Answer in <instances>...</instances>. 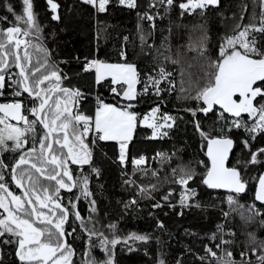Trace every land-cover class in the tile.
<instances>
[{
    "label": "snow or ice",
    "instance_id": "6c2138e0",
    "mask_svg": "<svg viewBox=\"0 0 264 264\" xmlns=\"http://www.w3.org/2000/svg\"><path fill=\"white\" fill-rule=\"evenodd\" d=\"M46 2L51 11L56 13L59 5L55 0ZM83 2L94 7L98 13H104L113 0ZM115 2L128 9L138 7L137 0ZM159 5L165 6V11L178 6L181 16L194 14L197 10L203 15L210 7H219L220 0H183L178 4L177 0H150L148 7L154 9ZM7 11L15 15L11 5H7ZM138 16L140 20L155 19L148 12L142 15L138 13ZM51 18L58 20L59 16L54 14ZM0 19L7 20V16ZM15 20L17 23L14 26L0 29V96L5 95L7 88H12L10 94L17 98L0 103V237L8 235L12 238L0 242L16 245V256L21 264H75L73 257L76 252L67 237L72 236L76 229L68 232L65 228L69 218L74 216L88 235L87 250L84 253L86 259L82 260V264H115L114 250L117 245L123 244L132 251L129 241L147 242L149 236L131 233L119 237L116 235V225L113 224L109 225L112 229L109 237L94 225L88 227L91 217L85 222L71 200L65 206L61 202L60 192L62 189L72 192L74 188L80 187L81 196L85 199L91 195L88 177H74L70 165H91L92 145L100 141H116L119 144V160L124 163L127 159L126 149L138 125L152 129V138L168 136L176 118L167 113L160 114L159 107H153L141 116L135 111L133 101H138L152 90L154 95L159 96L165 91L162 82L172 86V73L160 66L156 76L144 78L134 63L127 62L124 51L120 53L125 61L123 63H107L98 59L86 61L84 71L94 69L96 84L107 81L110 93L114 99L119 100L106 103L97 97L94 116L85 115L78 108L83 98L81 91L64 87L63 81L67 77L62 75L55 63L50 62L48 50L33 43L32 37L39 40L42 31L33 10V0H23V15H15ZM259 20L258 26L253 22L243 25L242 30H238L241 25L237 24L233 34L223 36L217 46L215 59L207 55L206 34L197 41L195 47L189 45V51H196L206 61V82L191 97L200 102L199 106L187 111L195 117L198 112L205 115L213 113L218 107V119L228 121L219 135L204 131L198 121L194 124L195 130L206 142L204 149L208 158L207 162H199L205 169L199 183L208 189L225 190L227 204L232 212H238L245 223L253 221L257 216H264L261 211L264 208V173L255 177L257 186L254 200L260 202L261 208H257L254 203L238 204L240 194L248 189L249 181L244 177L248 166L264 163L261 159L264 157V147L253 151L251 144L258 136L264 138V43L257 38H264V11ZM124 39L127 40V37ZM140 39L142 43L145 42L143 35ZM36 53L43 55L34 60ZM165 59L170 57L166 56ZM171 62L177 64L181 61L178 57ZM13 68L18 70L14 73L15 79L10 75ZM137 85H141L142 90H138ZM120 101L126 103L121 104ZM243 114H247V120ZM234 129H243L248 134V139L243 140L242 144L248 149L249 158L237 159L235 166H229L236 141L228 133ZM5 152L18 153L10 166L2 158ZM161 155L157 153V156ZM132 163L136 166L135 171L147 174L148 170L141 167L146 163L145 157L135 158ZM9 169L11 181L22 191V195L10 190L4 175ZM92 171L98 172L95 168ZM152 175L156 176L157 173L153 172ZM172 175L173 182L182 186L180 205L199 207V204L189 203L197 195L196 189L189 186V182L196 179V171L182 166L173 168ZM156 187L151 186L153 191ZM139 191L145 194L148 188L141 187ZM168 195L163 198L167 200ZM79 199V196L76 197L77 201ZM91 203L94 205L95 201ZM130 204L134 205L136 201L132 200ZM91 211L95 212V207ZM223 215L228 218L231 212H224ZM260 224L264 226V219L260 220ZM217 231L221 235L217 237L214 233L211 239L218 240L214 247L222 255L218 256L213 247L206 246V255L200 257L201 261L211 257V264H252L248 258L250 250L252 255L257 256V264H264V240H259L255 233L247 234L248 244L239 253L240 260L237 261L233 251L227 247L235 244L236 233H224L223 225H218ZM224 235L232 239H224ZM94 236L98 238V244L92 240ZM97 247L104 254L103 259L92 255L93 249ZM159 264L165 262L160 260Z\"/></svg>",
    "mask_w": 264,
    "mask_h": 264
},
{
    "label": "trees",
    "instance_id": "16d2710c",
    "mask_svg": "<svg viewBox=\"0 0 264 264\" xmlns=\"http://www.w3.org/2000/svg\"><path fill=\"white\" fill-rule=\"evenodd\" d=\"M55 2L59 8L53 13L46 0H33V10L42 31L39 40L35 36L32 39L33 43L48 50L50 62L55 63L62 75L67 77L63 86L79 89L83 94L78 106L80 112L94 116L97 97L106 103H116L119 100L114 99L110 93L107 81L96 84L95 72L84 71L86 61L98 59L107 63H123L125 61L120 53L124 51L127 62L134 63L144 78L156 76L160 66L172 73V86L168 82H162L161 86L165 91L159 96L154 95L152 90L138 101H133L135 111L143 116L153 107H159L160 114L167 113L176 118L168 136L163 138H152V129L138 125L128 144L124 163L119 160L117 143L100 141L92 145L91 165L72 169L74 177H88L91 195L85 199L81 196L80 187H77L68 197L63 193L60 196L61 202L68 206L71 200L85 222L91 217L88 227L94 225L109 237L112 235L109 225L113 224L116 225V235L119 237H126L131 233L149 236L147 242L129 241L132 251L123 244L117 245L114 250L115 264H159L160 260L165 264H211V257L205 261H201L200 257L206 255V246L213 247L218 256L222 255L214 247L218 240L211 239L214 233L217 237L221 235L217 231L218 225L224 226V233H236L235 244L227 247L233 251L234 259L239 261V253L248 244V233H255L259 240H264V226L260 224L264 216H257L248 223L243 222L238 212H232L227 204V193L208 189L199 183L200 176L205 171L199 162H207L208 158L204 149L206 142L195 130L194 124L198 121L204 131L219 135L228 121L218 119V107L213 113L205 115L198 112L195 117L187 111L199 106L200 102L191 97L206 82V61L196 51H189V45L195 47L197 41L206 34L207 55L215 59L221 38L226 34H233L237 24L241 25L238 30L253 22L259 25L260 14L264 11L262 0H220L219 7H210L203 15L197 10L194 14L184 16L180 15L178 6L168 11H165L163 5L150 9V0H137L136 9L119 6L113 0L104 13H98L83 0ZM179 2L183 0H177V4ZM7 5L12 6L15 15H23V0H0V18L7 16V20L0 19V29L17 23L15 15L7 11ZM144 12L155 19L140 20L138 13L142 15ZM54 14L59 16L58 20L51 18ZM253 17L256 19L253 20ZM141 35L145 37L143 43ZM257 38L264 43V38ZM42 55L43 53H36L33 59H39ZM166 56L170 59L166 60ZM178 57L181 62L173 64L171 60ZM17 71L15 68L11 70L13 79ZM137 89L142 90V86L137 85ZM11 91L12 88L6 89L5 95L0 96V103L17 99L10 94ZM243 118L247 120V114ZM231 119L229 116V120ZM228 134L236 141L229 163V166H235L237 159L249 158L248 149L242 144L243 140L248 139V134L243 129H234ZM251 144L253 151L264 147V138L258 136ZM157 153L163 155L157 156ZM17 156L18 153L5 152L2 158L10 166ZM141 156L146 158V163L141 167L148 170L147 174L135 171L136 166L132 163L133 159ZM261 159L264 160V157ZM182 166L190 167L197 173L196 179L189 182V186L196 189L197 195L189 203L199 204V207L180 205L182 186L173 182L172 169ZM93 168L98 172H93ZM153 172L157 175L153 176ZM261 173H264V163L248 166L244 173L245 179L249 181L248 189L239 196L238 204L254 203L257 208H261L260 202L254 200L257 186L255 177ZM4 175L10 190L22 195L11 181L10 169ZM152 185L157 186L156 190H152ZM141 187L148 188V192L140 193ZM170 192L171 195H168ZM166 195L167 200L163 198ZM78 196L80 199L77 201ZM132 200L136 204H130ZM91 201H95V204ZM126 204L129 207H125ZM156 204L161 206L155 207ZM92 207H95V212L91 211ZM261 211L264 212V208ZM224 212H231V215L225 218ZM160 224L163 227H159ZM73 228L76 231L69 238V244L76 252L75 264H82V260L86 259L84 253L87 250L88 235L81 228L80 221L74 217L70 230ZM7 239L12 238L8 235L0 237V241ZM224 239L232 237L224 235ZM92 240L99 243L95 236ZM92 255L98 259H103L104 256L98 247L93 249ZM248 258L252 264H257V256L252 255L250 250ZM0 264H21L16 256L14 243L0 242Z\"/></svg>",
    "mask_w": 264,
    "mask_h": 264
},
{
    "label": "flooded vegetation",
    "instance_id": "af4514ba",
    "mask_svg": "<svg viewBox=\"0 0 264 264\" xmlns=\"http://www.w3.org/2000/svg\"><path fill=\"white\" fill-rule=\"evenodd\" d=\"M70 167H72L71 169H73V167H77V168H79L78 167V165H70ZM18 189V188H17ZM76 188H74L73 190H72V192L75 190ZM19 190V189H18ZM20 191V190H19ZM21 193H22V191H20ZM72 192H68V191H66V190H61V192H60V196H62V194L64 193L65 195H67V197H68V195H70ZM74 217V216H73ZM73 217H70L69 218V221L65 224V228H66V230L68 231V232H71V230H70V227H71V223H72V218ZM71 236H69V237H67V239H68V243H69V238H70ZM75 257V256H74ZM74 257H73V259H74Z\"/></svg>",
    "mask_w": 264,
    "mask_h": 264
},
{
    "label": "water",
    "instance_id": "95a60500",
    "mask_svg": "<svg viewBox=\"0 0 264 264\" xmlns=\"http://www.w3.org/2000/svg\"><path fill=\"white\" fill-rule=\"evenodd\" d=\"M13 123H15V122L13 121ZM234 149H235V147H234ZM234 149H233L232 154H231V156H230V161H231V158H232V156H233ZM229 163H230V162H229ZM19 190H20V189H19ZM211 190H214V189H211ZM20 191H21V190H20ZM214 191H218V192L226 193V191L223 190V189H216V190H214ZM242 194H244V193H242ZM240 195H241V194H240Z\"/></svg>",
    "mask_w": 264,
    "mask_h": 264
},
{
    "label": "rangeland",
    "instance_id": "374dc122",
    "mask_svg": "<svg viewBox=\"0 0 264 264\" xmlns=\"http://www.w3.org/2000/svg\"><path fill=\"white\" fill-rule=\"evenodd\" d=\"M159 115V114H158ZM243 115H245V114H243ZM170 123H171V121H170ZM143 127H146V126H144V125H142ZM135 133V132H134ZM134 133H133V137H134ZM133 139V138H132ZM104 142H115V143H117L116 141H104ZM118 144V143H117ZM118 146H119V144H118ZM126 154H127V149H126Z\"/></svg>",
    "mask_w": 264,
    "mask_h": 264
},
{
    "label": "built area",
    "instance_id": "2783aa9c",
    "mask_svg": "<svg viewBox=\"0 0 264 264\" xmlns=\"http://www.w3.org/2000/svg\"><path fill=\"white\" fill-rule=\"evenodd\" d=\"M84 67H85V65H84ZM89 72H95V70L93 69V70H90ZM11 101H12V99L9 100V102H11Z\"/></svg>",
    "mask_w": 264,
    "mask_h": 264
}]
</instances>
